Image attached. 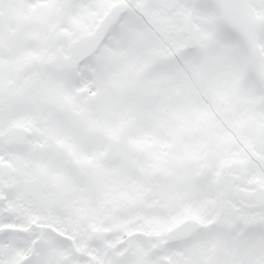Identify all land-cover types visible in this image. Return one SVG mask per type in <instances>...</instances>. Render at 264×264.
<instances>
[{"label": "snow or ice", "instance_id": "1", "mask_svg": "<svg viewBox=\"0 0 264 264\" xmlns=\"http://www.w3.org/2000/svg\"><path fill=\"white\" fill-rule=\"evenodd\" d=\"M0 264H264V0H0Z\"/></svg>", "mask_w": 264, "mask_h": 264}]
</instances>
